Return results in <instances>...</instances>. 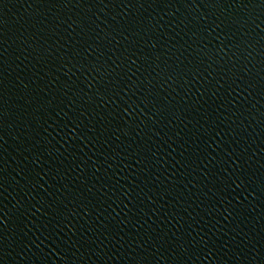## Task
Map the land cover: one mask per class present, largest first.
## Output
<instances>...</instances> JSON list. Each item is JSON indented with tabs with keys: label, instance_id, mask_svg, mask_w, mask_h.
Instances as JSON below:
<instances>
[{
	"label": "water",
	"instance_id": "95a60500",
	"mask_svg": "<svg viewBox=\"0 0 264 264\" xmlns=\"http://www.w3.org/2000/svg\"><path fill=\"white\" fill-rule=\"evenodd\" d=\"M0 264H264V0H0Z\"/></svg>",
	"mask_w": 264,
	"mask_h": 264
}]
</instances>
